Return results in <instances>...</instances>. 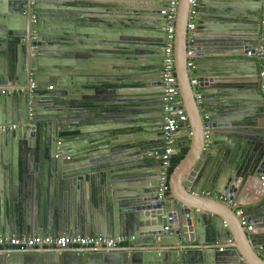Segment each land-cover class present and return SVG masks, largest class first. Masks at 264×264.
I'll return each instance as SVG.
<instances>
[{"label":"water","instance_id":"water-1","mask_svg":"<svg viewBox=\"0 0 264 264\" xmlns=\"http://www.w3.org/2000/svg\"><path fill=\"white\" fill-rule=\"evenodd\" d=\"M246 1L200 0L195 19L200 24L213 19L223 28L208 25L205 29L211 34L196 48L207 53L214 48L217 53L219 47L221 51L229 49L233 61L215 67L213 61L208 62L212 63L208 76L201 74L209 69L208 63L202 68L194 61L192 73L197 75L202 94L198 107L186 66L189 5L188 0H178L174 67L179 96L191 126L189 150L193 152H187L174 166L170 178L175 184L178 177H185L182 184L189 195L209 194L216 182L217 192L235 198L242 186L248 187L253 177L264 172V91L260 89L263 77L259 73L264 71V49L258 51V22L264 17V0H251L257 2L251 7ZM137 2L0 0V83L13 79L24 90L18 95L0 94V174L10 189L0 194V207L6 211L7 220L0 227V235L5 231L10 236L20 235L33 229L35 234L53 236L127 235L131 243L118 249L0 248V264H212L223 256H234L240 260L238 264H252L241 260L244 257L249 262L251 258L246 257L245 248L238 242L221 246L234 239L227 227L216 217L197 210L185 195L172 201L170 197L158 198L156 173L151 168L159 166L160 160L146 155L163 146L158 130V137L142 138L139 132L147 129L139 122L164 118V84L162 77L149 81L154 75L148 74L155 73L156 65L133 61L144 59L149 54L145 49L155 50L161 45L166 23L164 13L162 17L150 16L151 0ZM96 5L117 6L118 17L107 21L90 15L88 8ZM24 12L30 19L37 16L36 25L28 30L13 17ZM31 32L36 36L32 37ZM46 44L50 47L42 48ZM32 48L38 53H55L67 61L58 63L49 54L43 65L44 55L31 56ZM114 54H118L116 60L123 59L122 66L116 63ZM199 54L202 50L194 52L195 56ZM244 66L251 70L243 72ZM115 67V76H108V69ZM31 83L50 87L44 98L48 110L43 113H35V99L41 90L35 87L30 91ZM133 85H154L150 92L159 95L143 98L149 91L133 90ZM124 92L143 93L119 99L117 94L127 95ZM142 111L148 114L140 115ZM137 113L140 117L136 118ZM12 123L17 125L12 130L1 128ZM86 127L93 128L87 131ZM205 129L209 130L206 138ZM72 131L77 134H66ZM90 132L95 135L89 148L75 143L74 156L70 157L66 153L71 148L68 140L87 138ZM187 145V141L178 144ZM188 162L190 166L184 170ZM115 177L118 182L119 178L136 181V192L122 198L117 195L118 203L109 200L102 218L97 217L93 209L100 206L102 190H109L105 185ZM23 184L25 195L22 189L20 193L17 190ZM255 194L250 193L243 201L244 214L254 225L253 231L244 232L252 246L263 247L264 197L263 193L256 195L259 201H255L251 198ZM199 223L205 227L203 230ZM188 243L195 245H184Z\"/></svg>","mask_w":264,"mask_h":264},{"label":"crops","instance_id":"crops-1","mask_svg":"<svg viewBox=\"0 0 264 264\" xmlns=\"http://www.w3.org/2000/svg\"><path fill=\"white\" fill-rule=\"evenodd\" d=\"M47 0H42V3L45 2ZM75 1V0H74ZM94 1H97V0H94ZM108 1V0H106ZM116 1V0H114ZM121 2L124 1V0H120ZM131 3H135L137 4V0H130ZM166 1L167 0H151V12L153 15H151L150 13V16L152 17H162V14H163V11H164V7H165V4H166ZM206 3H211L213 0H204ZM215 1V0H214ZM246 1V0H245ZM246 2H248L246 5L248 7H251L255 4H257V2H253L251 0H247ZM36 4V3H35ZM39 5V4H38ZM201 4H200V0L198 1V5L197 7H200ZM61 7H66V5L64 6H61ZM110 8V9H109ZM88 10H91L92 12H89L90 15H98L100 17H105V19L108 21L110 17L114 16V17H118V13L117 12V6L116 7H103L102 5L98 6H90V8H88ZM164 15V14H163ZM263 16H264V13H263ZM17 22L19 23L20 26H22L24 29H29V27L31 25H36V21L33 22V18L35 20H37V16L36 15H32L31 19L29 17L26 16V13L24 12L23 14L22 13H18L16 14L15 16H13ZM264 20V17L263 19H260L259 20V24L261 21ZM204 24H200L199 21L197 19H194V29L191 33L192 35V44H191V47H192V50L194 51H201L202 50V54H199V56H195V59L194 61L199 63L201 66L200 67H206L207 65H209V69H203L201 74L202 76H205L208 74L210 75L212 73V63H214V67L215 66H219V65H224L226 64L225 62H229L230 60L233 61V56L232 54L230 55V50L229 49H222L221 51V48L219 47L217 53H214V49L210 52V53H207L205 49H197L196 47L197 46H202L203 43H202V39L206 38V36H208L209 34H211L210 32H208L205 28L209 25L211 28L213 29H222L223 28V24L221 22H218L216 20H205L203 21ZM106 23V21H105ZM207 24V25H206ZM97 29H99V27H95ZM104 28V27H102ZM205 29V30H204ZM142 31V30H141ZM146 30H143L142 32H144ZM147 31H154V30H147ZM227 33V30H225ZM102 33V32H101ZM31 35L32 37L36 36L33 32H31ZM161 37H162V42H161V45L155 49V50H150L149 48L145 49V50H148L149 54L144 56L145 58L144 59H141V61L137 60V61H133V64H137V63H141L142 65L144 66H154L156 65V67L154 68V71L155 73L153 74H148L149 76H153V78L149 79V81H153V80H160V78L162 77L161 75V72H162V59H163V56H162V46H163V35L161 34ZM246 44H244V46H246ZM54 44H52L51 47H53ZM49 48L50 45L49 44H46L44 46H42V48ZM246 48V47H245ZM151 51H153L151 53ZM246 52L248 53L249 51L246 50ZM38 53V51L34 48H32V53H31V56L36 55ZM38 54H41V55H44V57H41V62L42 64L44 65V61L47 60L49 57L53 60V61H56L58 63L62 62V61H67V59L63 58V57H56L54 56L55 53H49V52H46V51H43L41 53H38ZM49 54H53V56H49ZM112 53L109 54V56H112L111 55ZM115 55V58L114 60L116 61V63L118 65H120V63H122L123 59H119V60H116L117 59V56L118 54H114ZM49 56V57H48ZM64 56V55H62ZM143 60V61H142ZM210 61H213L212 63H208ZM262 61H264V52H263V59ZM126 61H124L123 63H125ZM143 62V63H142ZM244 62H247V61H244ZM249 62V61H248ZM247 62V63H248ZM2 63V60L0 62V64ZM206 63H208L206 65ZM126 65H128V63H125ZM249 64V63H248ZM122 66V65H120ZM118 67H115L114 69L111 70L108 69L107 71V75L108 76H115L116 72L115 71ZM124 68V67H122ZM157 70V71H156ZM248 70H251L249 68H247L246 66H244V68H242V71L245 72V71H248ZM122 72V71H121ZM197 76V75H196ZM145 80V79H143ZM0 86L1 87H11L13 88L15 91H13L14 93H9V95H18V94H22V92H24V90H20L23 88V85L22 84H19L17 82H15L13 79H10V80H7L6 83H0ZM31 86V84L29 85V87ZM132 88L133 90H136V91H149V92H145V96H142L143 98H150V97H154V95H159V94H153V92H150V90H153L155 89V86L154 85H150L149 87H139V85H133ZM36 88H38L39 90H41V93H40V96L38 98H36L35 100L38 101V103H36V112L35 113H38V112H45L48 110V107H47V102H45V97L47 98V96L49 95V93H47V89H50L49 88V85H41V86H37L36 85ZM131 88V87H130ZM129 88V89H130ZM142 88H145V90H143ZM30 89V88H29ZM201 92H207L206 89H200ZM126 93L127 95H124V94H120L118 95L117 94V97L119 99H121V97H125V98H132V97H138L140 96L139 93H143V92H124ZM201 94V93H200ZM8 95V94H7ZM202 95V94H201ZM202 98V97H201ZM32 99V98H31ZM34 99V98H33ZM148 111H142L140 113V115H147ZM137 117H140L139 114L137 113L136 114V118ZM162 120H159L158 122H152V121H148V120H143L141 119V121L139 122V124H142L145 126V128L147 129L146 130H141L139 132V134L141 135L142 138H155V137H158L157 136V130L159 131V137L161 138V141H160V146H163V130L161 125H162ZM11 126V130L13 129V125L14 126H17L16 123H12V124H8ZM264 126V124H263ZM190 124L189 122L187 121L186 123V126H185V129H179L177 132H175L174 134V139H175V143L178 145V144H183V142L185 140H187L188 142V145H187V152H193L192 150H189V143H190V138H188L190 135H189V130H190ZM90 128H93V127H86L85 130L89 131ZM68 135H74V134H77L76 131H72V132H69V133H66ZM87 138L84 137L82 139H79V140H73V139H69L68 141L71 143V148L70 149H67L66 150V153L67 154H70L72 156H74V153H73V150L75 149V143H81L82 146H87L89 148L90 146V141L92 140V138L94 137L95 133L93 132H90V133H87ZM122 136H120L121 138ZM62 141V140H61ZM68 142V143H69ZM192 143V142H191ZM189 150V151H188ZM186 152V153H187ZM186 155V154H185ZM143 155L142 154H137V155H131V157H142ZM146 158H148L146 156ZM73 159H76L73 158ZM195 159V158H194ZM190 166V162L187 163V165L185 166L184 170L187 169L188 167ZM146 168H143V170H145ZM152 171H154L156 173L155 177H156V184H158V175H159V171H160V165L159 166H155L154 168H151ZM142 170V171H143ZM181 172H179L178 176H180ZM254 179H256L257 177H253ZM252 178V179H253ZM185 177H178V180L176 181L175 184H172L171 183V178H170V175H169V179H168V187H169V192L167 193V195L165 197H170V201H172L173 199H175L176 197H182V196H186L187 198H189V201L190 204L194 207L197 208V210H199L200 212H203V213H206V215H209V216H212V217H216L217 219H219V222H222L224 224L225 227H227V232L229 235H231V238H234L233 241H227L226 244L225 243H222L221 246H226V245H231V244H234L235 242L238 244H241L243 245V247L245 248L246 250V257L247 258H251V260L248 262V261H245V258L243 257H240L241 260L245 263H252L254 264L257 260H259L258 262H256L255 264H264V246H252V244H250V241L247 240L246 236H245V232H244V228H241L240 226V223H239V220L236 216V214L233 213V207L230 206L229 204H227L223 198L226 197V193L225 192H217L216 188H217V183L215 182L216 186H212V191L208 193H202V194H199V193H193L191 195H189V193L184 190V187H183V184H182V180H184ZM9 182L3 177V174L1 173L0 174V194H2V191H7L8 193L10 192V189L8 187L7 189V186H8ZM258 182L255 184L254 181L252 182V184L250 185L248 183V187L247 186H242V189L244 188V190L242 191V189L239 190V192L237 193L236 195V198L238 197V199L243 203V201H246V193L249 192V189L251 187H254L255 185H257ZM105 187H107L109 190H102V194L101 196L99 197V207H94V211L96 212V216L97 217H101L102 218V214L105 213V209L107 208V206L109 207L110 205H106L107 203H109L108 201L111 200V201H116L118 203L119 201V197L122 198L124 194H128V193H134L136 192V188L138 187L137 185V182L133 181L132 179H122V178H119V182L117 180V178L115 177L113 180H111L110 182H108V185H105ZM125 187V188H124ZM127 187V188H126ZM135 187V189H134ZM256 187V186H255ZM264 187V186H263ZM120 188V189H119ZM211 188V187H209ZM222 188V186H221ZM22 189V193L23 195H25L26 193V187L25 185L23 184V187L21 188V186L19 185L18 186V192L19 190ZM241 191H242V194H241ZM20 193V192H19ZM260 194L259 192L256 193V195L258 197H260ZM119 195V197L117 196ZM229 196V195H228ZM264 197V193L262 195ZM222 197V198H221ZM19 194H18V199H19ZM192 198V199H191ZM253 199H255V201H259L258 198H256L255 196L251 197ZM244 204V203H243ZM6 211H4L3 207H0V227H2L3 225V222L6 223ZM204 223V222H203ZM201 225V223H199ZM226 224V225H225ZM253 225V223H250ZM207 225V224H206ZM201 229L203 230V228H205L203 225H201ZM254 229V225H253V228H252V231ZM1 230V228H0ZM1 232V231H0ZM34 232L33 229H32V232H23L20 234V236H23V235H34ZM8 231H5L3 234L0 235L1 238H5V237H8L10 235H8ZM252 234V233H250ZM16 235V233H13L12 236ZM50 236H53L51 234H49ZM106 236H110V237H114L112 235H106ZM116 237H122L123 238V241L121 242V245H126V246H129L131 243L129 241V237H127V235H121V236H116ZM185 246H194L195 244L194 243H188V244H184ZM207 246H213V243H206ZM248 251V253H247ZM214 263L212 264H238L240 262V260L238 261L237 258H235L234 256H223L221 259H218V260H214L213 261ZM197 263H204L202 261H199Z\"/></svg>","mask_w":264,"mask_h":264},{"label":"built area","instance_id":"built-area-1","mask_svg":"<svg viewBox=\"0 0 264 264\" xmlns=\"http://www.w3.org/2000/svg\"><path fill=\"white\" fill-rule=\"evenodd\" d=\"M189 11H188V23L187 29L191 31L194 27L193 21L196 15V8L198 0H188ZM178 0H167L164 8L166 28L163 43V59H162V80L164 83V96H163V110L166 112V116L163 121L162 130L164 133V148L162 151L154 150L149 152V156L152 158L159 159L161 161L160 171L158 175L157 184V195L159 198H164L168 192V169H169V158L176 152L174 146V134L181 125L186 122L187 115L183 108L182 101L179 97V92L176 87V78L174 71V58H173V43H174V30H175V17L177 12ZM33 22L35 19L33 18ZM188 42L192 41V38L188 37ZM259 41L261 42L258 51H262L264 44V20L259 24ZM188 58L191 56V52L187 53ZM248 55H252L250 51ZM188 69L193 67L191 59L187 62ZM260 76L264 80V71L260 72ZM191 84L196 85L195 78H190ZM36 85L31 83L30 91H32ZM50 88V87H49ZM264 90V84L261 87ZM21 90V89H20ZM15 91L11 87H1L0 94L14 93ZM196 101L199 103L201 94L198 91H194ZM32 113V112H31ZM32 116V114H30ZM15 127L14 125L12 126ZM2 129L9 128L10 125L1 126ZM207 136V131L205 132ZM257 180L264 185V172L261 173ZM222 198V197H221ZM223 200L230 206L235 208V213L238 217L239 223L244 227L246 231H251L253 226L248 221V218L244 214L243 203L238 199H232L230 196H226ZM165 230L167 227L164 228ZM123 241L122 237H110L102 235L92 236H39V235H23V236H12L9 239L0 237V248L8 246H16L17 248H34V247H55V248H106V249H118Z\"/></svg>","mask_w":264,"mask_h":264},{"label":"clouds","instance_id":"clouds-1","mask_svg":"<svg viewBox=\"0 0 264 264\" xmlns=\"http://www.w3.org/2000/svg\"><path fill=\"white\" fill-rule=\"evenodd\" d=\"M199 1V0H198ZM166 5V4H165ZM165 8V7H164ZM188 11H189V9H188ZM163 13H164V11H163ZM196 14H197V8H196ZM164 15H165V13H164ZM195 19V18H194ZM165 23H166V19H165ZM187 23H188V21H187ZM193 24H194V21H193ZM175 25V24H174ZM195 25V24H194ZM165 28H166V26H165ZM186 28H187V26H186ZM193 29H194V27H193ZM193 29L191 30V31H189L188 29H187V32H188V36H187V50H186V57H187V60H186V66H187V62H188V60L189 59H191L192 60V62H193V67H191V69H188V66H187V69H188V73H189V82H190V85H191V87H192V89H193V96H194V91H198L199 92V89H198V80H197V76H196V74L195 75H193V73H192V70H193V68H194V59H195V55H194V50H192V47H191V44H192V41H193V39H192V41L191 42H188V40H189V38L188 37H190V38H192V35H191V33H192V31H193ZM174 33H175V30H174ZM258 34H259V27H258ZM164 35H165V29H164ZM164 35H163V43H164ZM260 42V41H259ZM260 45H261V42H260ZM260 45H259V47H260ZM163 47V46H162ZM262 47H263V49H264V44L262 45ZM173 48H174V43H173ZM163 50V49H162ZM191 52V56H189V58H188V55H187V53L188 52ZM248 54V53H247ZM173 55H174V53H173ZM162 56H163V52H162ZM173 58H174V56H173ZM174 71H175V67H174ZM261 72V71H260ZM259 72V73H260ZM175 78H176V76H175ZM190 78H195V80H196V85H192L191 84V79ZM163 81V80H162ZM164 84V83H163ZM264 84V80L262 81V84L260 85V89L262 90V91H264L261 87H262V85ZM176 87H177V85H176ZM178 89V88H177ZM200 93V92H199ZM163 96H164V93H163ZM180 97V96H179ZM201 97H202V95H201ZM194 98H195V96H194ZM181 99V98H180ZM195 101H196V98H195ZM164 102V101H163ZM201 102H202V98L200 99V102L198 103L197 101H196V104H197V106L198 107H200L201 106ZM183 105V104H182ZM184 108V107H183ZM184 110H185V108H184ZM163 112L165 113V116L167 115L166 114V112L163 110ZM185 112H186V110H185ZM186 115H187V113H186ZM165 116H164V118H165ZM164 118H163V121H164ZM163 121H162V125H161V127L163 126ZM187 121H188V117H187V119H186V122L183 124V125H181L180 127H179V129L181 130V129H185V126H186V123H187ZM178 129V130H179ZM162 130V129H161ZM177 130V131H178ZM176 131V132H177ZM207 131V136H208V134H209V130H204L203 132H204V138H206L207 136H205V132ZM189 137L188 138H190L191 137V132H189ZM185 141H187V140H185ZM174 146H175V150H176V152L173 154V155H175L176 153H178L179 151H180V149H181V147H183V146H181V147H179L176 143H175V139H174ZM163 148H164V139H163ZM163 148H162V150H163ZM179 149V150H178ZM158 150V149H157ZM162 150H160V151H162ZM154 151V150H153ZM151 152V151H150ZM172 155V156H173ZM148 158H152L151 156H149V154L148 155H146ZM171 156V157H172ZM171 157L169 158V161H170V159H171ZM160 166H161V161H160ZM169 168H170V163H169ZM173 170V169H172ZM172 172V171H171ZM171 174V173H170ZM169 169H168V179H169ZM254 179V178H253ZM252 180V179H251ZM254 181V183L256 184L257 182H258V184L257 185H255L254 187H251L250 189H249V192H247L246 193V195L248 196L250 193H252V194H255L254 192L255 191H257V192H259V193H264V185H262L261 184V182H259L258 180H257V178L256 179H254L253 180ZM168 192H169V188H168ZM167 192V193H168ZM241 194H242V192H241ZM243 195V194H242ZM226 196H228V195H226ZM252 196H256V194L255 195H252ZM159 198V197H158ZM232 199H238V197L236 198H234V197H231ZM161 199V198H160ZM239 200V199H238ZM234 208V207H233ZM235 209V208H234ZM236 211V210H235ZM236 214V213H235ZM237 216V215H236ZM238 218V217H237ZM253 226V225H252ZM243 227V226H242ZM165 228V227H164ZM244 228V227H243ZM165 230V229H164ZM252 231V230H251ZM124 246H126V245H121L120 247H124Z\"/></svg>","mask_w":264,"mask_h":264},{"label":"trees","instance_id":"trees-1","mask_svg":"<svg viewBox=\"0 0 264 264\" xmlns=\"http://www.w3.org/2000/svg\"><path fill=\"white\" fill-rule=\"evenodd\" d=\"M187 152V146L181 147L180 151L173 155L170 159V168H169V174L171 173L174 166L184 157V155ZM130 264H141V263H130ZM152 264V263H151ZM178 264V263H173ZM182 264H208V263H197V262H186Z\"/></svg>","mask_w":264,"mask_h":264},{"label":"rangeland","instance_id":"rangeland-1","mask_svg":"<svg viewBox=\"0 0 264 264\" xmlns=\"http://www.w3.org/2000/svg\"><path fill=\"white\" fill-rule=\"evenodd\" d=\"M34 235H39V234H35L34 233ZM14 236L18 237L20 235H14ZM29 236H31V235H29ZM39 236L45 237V236H49V235H39ZM10 237H12V235L11 236H8V237H5V239H9ZM8 247H14L16 249H28V248H17L16 246H8ZM8 247H5V248H8ZM34 248H41V247H34ZM43 248L49 249V248H55V247H43ZM58 249H62V248H58Z\"/></svg>","mask_w":264,"mask_h":264},{"label":"bare ground","instance_id":"bare-ground-1","mask_svg":"<svg viewBox=\"0 0 264 264\" xmlns=\"http://www.w3.org/2000/svg\"><path fill=\"white\" fill-rule=\"evenodd\" d=\"M188 5H189V3H188ZM164 134V133H163ZM164 137V136H163ZM66 236H73V235H66ZM77 237H79V236H77Z\"/></svg>","mask_w":264,"mask_h":264}]
</instances>
